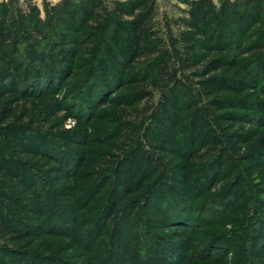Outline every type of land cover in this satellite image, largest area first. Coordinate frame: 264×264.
<instances>
[{"label": "trees", "instance_id": "1", "mask_svg": "<svg viewBox=\"0 0 264 264\" xmlns=\"http://www.w3.org/2000/svg\"><path fill=\"white\" fill-rule=\"evenodd\" d=\"M57 7L28 31L0 18V264L66 263L109 224L126 237L145 208L175 229L220 221L230 245L249 224L264 242V0L197 1L181 55L191 76L168 71L148 0ZM114 103L132 110L100 109ZM175 236H150L163 264L193 241ZM131 255L107 247L93 264Z\"/></svg>", "mask_w": 264, "mask_h": 264}, {"label": "rangeland", "instance_id": "2", "mask_svg": "<svg viewBox=\"0 0 264 264\" xmlns=\"http://www.w3.org/2000/svg\"><path fill=\"white\" fill-rule=\"evenodd\" d=\"M60 1L61 0H0V18L3 17L4 14L8 17V21L15 19L18 27H20L23 21L25 26H22V30L28 31V29L25 28L26 25H30L36 16L39 17L41 21L46 19L48 11L52 16H57L59 14V7H57V5ZM103 1L110 5L113 0ZM197 1L199 0H148V4L151 2L153 8L150 17L152 32L156 33L161 42V46L169 50L172 58L171 61L165 64L168 71L173 69L179 71L183 70L186 74L191 76L190 72L192 69L190 67L183 68V64H187V62L183 61V56L181 55L185 54L186 44L189 43L185 38V34L191 32L189 31L191 30L189 25L194 19L190 13L196 7ZM210 1L213 3L214 8H218L221 2V0ZM53 21L55 22V20ZM45 30H48V27L45 28ZM232 31H235V28ZM247 42L248 41H244L242 46ZM242 56H247V53ZM69 82H73V80ZM262 82L264 83V80ZM122 92L123 90H120L116 94H112L113 98ZM72 96L71 94L69 95L66 101L67 104L69 101L73 100ZM262 96L264 97V94ZM79 107H81L80 104L76 110H78ZM100 109L132 110L131 107L125 104L118 105L115 103L104 105L100 107ZM72 124L73 120L69 118L65 122V127H69ZM241 124L243 123L237 122L235 126H241ZM247 127L251 128L252 126L247 125ZM147 209L148 208H145L144 212L140 211L137 215H133V227L126 237H122V234L118 235L120 231L117 233L116 226L109 224L105 231V236L102 237L103 239H98L93 246H90L89 250H91L92 247L91 251L86 252L82 248H78L75 251L70 250L66 255L61 256L62 260L66 262L63 264H93L96 261L95 256H101L107 247H110L112 253H115V255L120 258H126L125 261L128 260L132 262L131 254L135 252L138 254V256H136L137 258H135L136 263L139 262L138 264H141L140 262H142V264H163L162 258L165 257V254L162 251L154 252L150 248L149 244H152L155 239L150 236L161 235L165 237V239L178 241L175 235L182 234V232H187V235L189 238H193V241L190 243V248L186 257L183 258L180 264H261L264 260V242L261 239H257L255 243L252 242L253 238L251 239L250 237L254 234L253 231L255 229L250 227L249 224L245 226L243 236H233L234 241H232V245H230L231 241L226 240L230 243L228 244L223 240L224 235L220 221L204 226L200 225L201 227L198 229H186L183 227L175 229L174 226L167 227L166 224L159 221L160 216L153 208H150L149 211ZM210 220H212V218ZM252 221L253 219L250 223ZM80 226L77 232L82 234L84 233V229H88L89 227L88 225ZM175 230H177L178 233H175ZM262 233H264V231H262ZM213 238L215 240L213 243L218 244L215 245L218 249L211 250L212 243L210 242H212L211 239ZM141 245L143 246L142 248ZM121 246H123V248H121ZM225 246L226 249L223 248ZM138 247L144 250L139 252L138 250L135 251ZM93 251L94 253H92ZM39 255V257L36 256L35 258V264H58V262H50V260L44 259L43 252ZM90 257H92L91 262H89Z\"/></svg>", "mask_w": 264, "mask_h": 264}]
</instances>
